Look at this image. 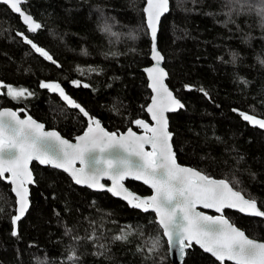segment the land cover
<instances>
[{
    "label": "trees",
    "instance_id": "trees-1",
    "mask_svg": "<svg viewBox=\"0 0 264 264\" xmlns=\"http://www.w3.org/2000/svg\"><path fill=\"white\" fill-rule=\"evenodd\" d=\"M239 2L169 0V11L159 25L158 49L167 84L184 104V109L168 115L177 162L226 180L264 211V129L239 115L242 111L264 119V19L256 12L237 11ZM255 2L259 6L260 0ZM144 4L145 0H27L23 9L42 25L35 33L27 32L19 16L0 4V83L34 93L14 100L5 87L0 109L28 113L72 140L84 130L86 120L40 87L41 81L56 82L107 130L138 131L133 121L148 120L145 107L150 99L142 71L151 63ZM17 31L48 51L60 67L25 44ZM31 169L35 183L29 191V211L18 222L19 238L11 235L15 199L10 185L0 179V264H68L73 248L80 256L77 264H171L153 213L130 208L106 192L78 187L49 166L33 162ZM125 185L139 195L150 193L135 181L126 180ZM223 214L248 237L264 242V220L230 210ZM126 226L132 229L127 240L112 238ZM66 227L73 229L72 235L66 234ZM157 234L160 247L149 255L145 239ZM74 236L81 239L74 241ZM97 243L107 246L101 256L93 255ZM182 264L220 261L193 244Z\"/></svg>",
    "mask_w": 264,
    "mask_h": 264
},
{
    "label": "snow or ice",
    "instance_id": "snow-or-ice-1",
    "mask_svg": "<svg viewBox=\"0 0 264 264\" xmlns=\"http://www.w3.org/2000/svg\"><path fill=\"white\" fill-rule=\"evenodd\" d=\"M26 2L0 0V4L20 16L27 32L35 33L42 25L23 9L22 5ZM168 10L169 0H147V6L143 9L150 38V58L154 61V65L146 69L149 87L154 93L151 104L146 108L152 124L142 119H135L133 123L144 130V135L138 136L131 128L126 135L119 136L104 131L100 122L89 116L56 82L41 81L40 87L58 92L70 107L79 109L88 117V128L83 135L76 137L75 144L69 143L55 131H44V125L30 116L22 120L15 111H0V179H7L13 185L12 192L16 196L15 214L10 217L13 237L19 238L18 222L30 208L27 185L35 181L29 164L38 161L42 165L62 169L75 184L86 185L88 188L103 189L105 185L100 180L107 176L113 185L107 190L114 196H122L133 208L155 213V223L162 229V235L167 237L170 252L174 250L182 257L185 249L195 243L204 252L211 253L220 264H224L225 260L233 261L234 264H264V243L248 238L244 231L230 223L223 214L211 216L197 211V205L204 209H214L217 213L235 208L249 216L264 217V211L258 209L256 200L245 199L224 179H213L199 170L177 163L165 113L176 112L184 108V104L164 84L167 73L160 66L164 57L158 49V25L161 16ZM244 10L256 12L264 19V0H260L259 6L255 0H240L237 11ZM108 30L105 28V31ZM15 34L45 60L60 67L48 51L37 46L24 32L17 31ZM232 59L233 62L237 59L235 53ZM241 82L248 85L246 80ZM72 84L78 87L80 81L73 80ZM5 87L6 94L14 100L34 95L28 89L0 83V89ZM83 87L88 88L89 85L85 83ZM185 88L191 90L190 85H185ZM199 91L210 99L207 90L201 88ZM239 115L251 125L264 129V119H256L242 111ZM146 145L150 146L151 151L145 150ZM77 163L79 167H76ZM5 173L9 176L5 177ZM126 177L142 180L152 189L153 194L141 198L128 193L122 183ZM131 231V227L126 226L112 238L117 241L127 240ZM72 232V228L66 227V234L72 235ZM92 238L99 239L95 236ZM80 239L79 236L73 237L77 242ZM160 243L159 234L146 237L145 247L149 255L159 249ZM96 247L97 251L93 253L96 256L103 255L107 248L104 243H97ZM79 259L80 256L73 248L67 258L68 264H77Z\"/></svg>",
    "mask_w": 264,
    "mask_h": 264
},
{
    "label": "water",
    "instance_id": "water-1",
    "mask_svg": "<svg viewBox=\"0 0 264 264\" xmlns=\"http://www.w3.org/2000/svg\"><path fill=\"white\" fill-rule=\"evenodd\" d=\"M6 6V5H5ZM147 6V0H145V4H144V6H143V9H144V7H146ZM10 9V8H9ZM11 10V9H10ZM169 11V10H168ZM168 11L167 12H165L162 16H161V18L166 14V13H168ZM144 13V12H143ZM15 15H17V16H19L18 14H16V13H14ZM19 18H20V16H19ZM144 18H145V24H146V14L144 13ZM20 21H21V18H20ZM35 22H37L36 20H35ZM21 23H22V21H21ZM23 24V23H22ZM24 25V24H23ZM25 26V25H24ZM26 27V26H25ZM146 27H147V24H146ZM148 30V29H147ZM158 30H159V25H158ZM150 39V38H149ZM161 53V52H160ZM149 58H150V55H149ZM150 61H151V63H150V65H148L147 67H145V68H143L142 69V71L144 72V74H145V77H146V79H147V86H148V89H149V91H150V99H149V102H148V104L146 105V107H145V112H146V115H147V118H148V120H145V119H142V120H144L146 123H148V124H152V120H151V116H150V114L146 111V108H147V106L149 105V104H151V97L154 95V93L152 92V89L149 87V83H150V81H149V78H148V73L146 72V69L147 68H149V67H152L153 65H154V61H152V59L150 58ZM49 62H51V61H49ZM163 62H164V59H163V61L161 62V67L165 70V72L167 73V71H166V69L164 68V66H163ZM52 63V62H51ZM167 78H168V74H167V76H166V78L164 79V84H165V86L169 89V91H171L172 93H173V91L169 88V86H168V84H167ZM0 92H1V89H0ZM52 93H54V94H56L58 97H59V99L68 107V108H70V109H74V108H72V107H70L64 100H62L61 99V97H60V95H59V93L58 92H52ZM66 94V93H65ZM67 95V94H66ZM173 95H174V93H173ZM175 96V95H174ZM70 97V96H69ZM176 97V96H175ZM71 98V97H70ZM177 98V97H176ZM78 103V102H77ZM182 103V102H181ZM79 104V103H78ZM80 105V104H79ZM4 109H8V110H11V111H15L16 113H17V115H18V118L19 119H27V117L28 116H30L28 113H24L23 115H20L19 114V112L17 111V110H14L13 108H11V107H3V108H1L0 109V111H3ZM182 109H184V108H182ZM75 110H77L81 115H82V117L86 120V127L84 128V130L79 134V135H77V136H80V135H83L84 134V132L87 130V128H88V117H85L84 115H83V113H81L80 111H79V109H75ZM180 110V109H179ZM179 110H177L176 112H169V113H165V116H166V118L168 119V115L169 114H174V113H177ZM90 116V115H89ZM31 117V116H30ZM33 120H35L37 123H41V122H39V121H37L36 119H34L33 117H31ZM94 120H98L97 118H94V117H92ZM256 119H258V118H256ZM99 121V120H98ZM100 122V121H99ZM41 124H43V123H41ZM44 125V124H43ZM136 126V125H135ZM168 126H169V120H168ZM100 127L101 128H103L104 129V131H106V132H109V133H116V132H113V131H109V130H107L102 124H101V122H100ZM136 128L138 129V131L137 130H135V129H133V128H131L132 129V131H134L138 136H142V135H144L145 133H144V130L142 129V128H140V127H138V126H136ZM128 130H129V128L128 129H126L125 131H123V132H118V133H116L118 136L119 135H126L127 134V132H128ZM169 130V129H168ZM44 131H55V132H57L63 139H66V140H68L69 141V143H72V144H75L76 143V137H74L72 140H69V139H67V138H65V137H63L58 131H56L55 129H47V128H45V125H44ZM170 132V131H169ZM171 133V132H170ZM172 134V133H171ZM170 143H172V139H171V141H170ZM145 150L146 151H151V148H150V146H148V145H146L145 146ZM173 151H174V149H173ZM175 153V152H174ZM36 163V164H38V165H40V166H49L50 168H53L51 165H47V164H44V165H42V164H40L38 161H32L30 164H29V169H30V171L32 172V169H31V164L32 163ZM178 163V162H177ZM179 165H181V166H183V167H191V166H189V165H184V164H181V163H178ZM80 165H79V163H77V165H76V167H79ZM191 168H193V167H191ZM53 169H56V170H58V171H61V172H63V173H65L69 178H70V180L73 182V180H72V178H71V176L68 174V173H66V172H64L62 169H58V168H53ZM193 169H195V168H193ZM197 170V169H196ZM202 173V172H201ZM203 174V173H202ZM7 176H9V174L8 173H5V177H7ZM32 178H33V180H34V175H33V172H32ZM211 178H213V177H211ZM213 179H217V178H213ZM6 183H8L9 185H10V188H11V192H12V187H13V185L7 180V179H3ZM126 180H130V181H135V182H138V183H141L142 185H144L146 188H148L149 190H150V193L148 194V195H139V194H137V193H135L134 191H132L130 188H128L126 185H125V181ZM217 180H220V179H217ZM226 181V180H225ZM227 182V181H226ZM74 183V182H73ZM100 183L101 184H103V185H105V187L103 188V189H100V188H88L86 185H77V184H75L76 186H78V187H81V188H87V189H89V190H91V191H94V192H106V193H108L110 196H112L113 198H116V199H118V200H120V201H122V202H124L128 207H130V208H133V207H131L130 205H129V203H128V201L126 200V199H123L122 198V196H114L111 192H109L107 189L108 188H110V187H112L113 185H112V181H111V179H109L107 176H105V177H102L101 178V180H100ZM122 183H123V186H124V188L127 190V192L128 193H131L132 195H134V196H139V197H141V198H146V197H148V196H151L152 194H153V191H152V189L148 186V185H146V184H144L143 183V181L142 180H136V179H133V178H131V177H126L123 181H122ZM34 185V183L33 184H30V185H27V187H28V189H29V191H30V187L31 186H33ZM230 185V184H229ZM231 186V185H230ZM234 191H236L235 189H233ZM241 193V192H240ZM12 194H13V196H14V199L16 200V196H15V194L12 192ZM241 195H243L242 193H241ZM244 196V195H243ZM245 197V196H244ZM245 199H248V198H246L245 197ZM16 207V206H15ZM257 207H258V205H257ZM134 209H136V210H138V211H141V212H144V211H142L141 209H139V208H134ZM258 209L259 210H261L259 207H258ZM225 210H230V211H234V212H237V213H239V214H241V215H243V216H246V217H253V216H249V215H246L245 213H243V212H240L239 210H237V209H235V208H228V209H224V211ZM197 211H201V212H204L206 215H211V216H219V215H221V214H223V213H217L214 209H204L202 206H200V205H197ZM223 211V212H224ZM149 212H151V213H153L154 214V216H155V213L154 212H152L151 210L149 211ZM209 213H211V214H209ZM224 215V214H223ZM226 219H228L226 216H224ZM254 218H259V219H262V220H264V217H254ZM156 219V218H155ZM231 223V222H230ZM234 225V224H233ZM234 226H236V225H234ZM237 227V226H236ZM238 228V227H237ZM240 229V228H239ZM241 230V229H240ZM161 231H162V229H161ZM243 231V230H242ZM245 233V232H244ZM246 235V234H245ZM247 236V235H246ZM248 237V236H247ZM165 238V240H166V243H167V237H164ZM248 238H250V237H248ZM250 239H252V238H250ZM254 240H256V239H254ZM256 241H258V242H261V243H264V242H262V241H259V240H256ZM195 246H197V247H199L200 249H201V251H203L204 252V250L199 246V245H197V244H195V243H193ZM167 247H168V245H167ZM185 251H186V249H185ZM204 253H206V252H204ZM168 254H169V259H170V261H171V264H182L183 263V260H184V257H185V253H184V255L181 257L178 253H176L174 250L172 251V252H170L169 251V249H168ZM206 254H208V255H210L212 258H214L215 260H216V258L214 257V256H212L211 255V253H206ZM218 261V260H217ZM225 261H227V262H230V263H232V264H234V262L233 261H230V260H225Z\"/></svg>",
    "mask_w": 264,
    "mask_h": 264
}]
</instances>
